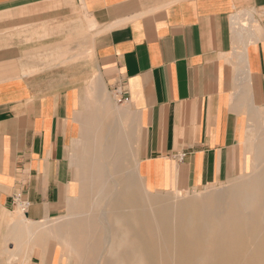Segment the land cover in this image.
<instances>
[{
    "label": "crops",
    "instance_id": "obj_1",
    "mask_svg": "<svg viewBox=\"0 0 264 264\" xmlns=\"http://www.w3.org/2000/svg\"><path fill=\"white\" fill-rule=\"evenodd\" d=\"M262 109L264 0H0V264H62L89 150L149 192L219 185Z\"/></svg>",
    "mask_w": 264,
    "mask_h": 264
},
{
    "label": "bare ground",
    "instance_id": "obj_2",
    "mask_svg": "<svg viewBox=\"0 0 264 264\" xmlns=\"http://www.w3.org/2000/svg\"><path fill=\"white\" fill-rule=\"evenodd\" d=\"M261 122L258 134L247 138L246 150L254 153L241 179L186 199L144 193L123 150H89L88 186L52 239L69 264H264Z\"/></svg>",
    "mask_w": 264,
    "mask_h": 264
},
{
    "label": "rangeland",
    "instance_id": "obj_3",
    "mask_svg": "<svg viewBox=\"0 0 264 264\" xmlns=\"http://www.w3.org/2000/svg\"><path fill=\"white\" fill-rule=\"evenodd\" d=\"M105 98L107 99H110L112 100V104L113 106L115 107H118V108H123L119 103H117V97L114 93L110 92V91H105ZM262 120L261 122V125L264 126V110L262 109L261 112H259L257 115H256V118H253L254 122L253 121H249L248 123V131H247V134H246V141H247V138L251 139V136L253 134H258V127L256 126V120L260 119ZM254 141V139L252 138V142ZM246 144L247 142H245V154H246V157H247V160H248V164L249 162L252 160L253 158V153L254 151L251 150V153L249 151L246 150ZM251 156V157H250ZM129 158V159H128ZM124 162H125V166L130 168L131 173L135 175H138L137 173V169H136V164H135V157L134 155H131V154H126L125 158H124ZM129 161V162H128ZM129 163V164H128ZM133 163V164H132ZM253 163V161H252ZM132 167V168H131ZM135 167V168H134ZM135 169V170H133ZM243 173L242 172L241 174H238V175H235V176H232L228 181L224 182V183H221L219 185H209V186H206V187H202V188H199V189H190V190H186V191H165V192H149L147 191L144 187V193H148V194H152V195H160V196H164V197H167V198H170V200H177V199H186V198H190L192 196H195V195H199V194H202V193H205V192H208V191H219V190H223L225 188L228 187V185H230L231 183H233L235 180H239L241 179V175L243 176ZM139 177V175H138ZM140 183H141V186H143L141 180H140ZM191 195V196H190ZM91 198H94L95 195L92 194L90 195ZM70 211L65 215L66 218L70 217V216H67L68 214L70 215ZM65 217H63V221L64 219H66ZM69 256V255H68ZM69 257H67L66 255H64V259L62 261V264H69L70 260H68Z\"/></svg>",
    "mask_w": 264,
    "mask_h": 264
},
{
    "label": "built area",
    "instance_id": "obj_4",
    "mask_svg": "<svg viewBox=\"0 0 264 264\" xmlns=\"http://www.w3.org/2000/svg\"><path fill=\"white\" fill-rule=\"evenodd\" d=\"M117 102L126 103L128 102V97L117 98ZM12 201L22 207L26 205V201L20 193H15L12 197Z\"/></svg>",
    "mask_w": 264,
    "mask_h": 264
}]
</instances>
